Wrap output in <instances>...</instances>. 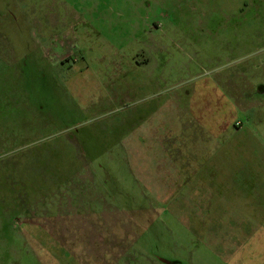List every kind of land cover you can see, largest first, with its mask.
I'll return each instance as SVG.
<instances>
[{
  "label": "rangeland",
  "instance_id": "1",
  "mask_svg": "<svg viewBox=\"0 0 264 264\" xmlns=\"http://www.w3.org/2000/svg\"><path fill=\"white\" fill-rule=\"evenodd\" d=\"M160 47L159 96L98 72ZM0 264H264V0H0Z\"/></svg>",
  "mask_w": 264,
  "mask_h": 264
},
{
  "label": "crops",
  "instance_id": "2",
  "mask_svg": "<svg viewBox=\"0 0 264 264\" xmlns=\"http://www.w3.org/2000/svg\"><path fill=\"white\" fill-rule=\"evenodd\" d=\"M98 14V13H96ZM139 15V13H138ZM106 21L108 23H96V47H100L102 44L105 45V48H111V42H113V44H118L119 42L123 41L124 39H128L126 40V42L123 45H132V41L131 38L135 40V42H137L138 44H141L144 48H146L144 46L145 41H148V34L147 32H144V27H140L138 24H136L135 26L130 24L128 26V28H121L120 24L117 23H113V21L111 19H106ZM111 30V31H110ZM143 31V32H142ZM108 35V36H107ZM162 41V40H161ZM163 43V42H162ZM159 47V45H157ZM147 50V48H146ZM163 50V47L158 48L155 52H152V56L151 57H147V58H143L142 60H136L134 58H132L131 56H117V55H105L107 56L108 60L106 58H102V60H104V62L109 63L110 65L108 66V68H104V69H100L98 70L99 73H103L104 71H107L106 74H110V73H119L121 74V72L123 69H127L125 70V72L129 73L131 72V79L133 80H139L140 75H143V72H138L139 69L141 67L143 68H148V70L145 71V78L141 79L140 82H136V83H131L128 84L126 83L127 81H125V83L123 82V87H125L127 90L126 93H136V91L133 90H146L147 93H150L151 96H159V94L164 90L165 91V87H166V82H165V76H164V72H160V70H158V63L160 62L159 57L161 56V51ZM148 51V50H147ZM70 59V58H69ZM99 62L101 60V58L97 59ZM117 63V65H116ZM119 63H121L122 65H124V67L120 66ZM115 66V67H113ZM116 69L117 71L113 70ZM125 73V76L126 74ZM98 79V76H97ZM204 90L195 92L196 88L194 89V92L201 96H204L203 98H199L198 96L195 99H192L191 102V109L194 111H198L201 112L203 114H207L208 110L207 108H209V106H211V102L207 103V93L211 96V89L210 92H207V88L206 86L201 85ZM200 104V107H194L193 105H197ZM164 105L162 104L161 106L157 103L154 106H148L144 109H141L142 111L145 112H149L150 115H154V116H158L159 113H162L161 111H163L164 109ZM166 106V105H165ZM174 106V105H173ZM172 106H169L168 110L171 108ZM166 110V109H164ZM151 119V118H149ZM124 124V122H123ZM148 127V126H147ZM149 128H153L154 129V134L156 137H161L163 135L166 134L165 132V126H164V122H159L158 117L156 118V124L150 125ZM149 132V130H148ZM204 136H201V138H203ZM189 141V140H188ZM191 141V139H190ZM153 144L157 143L155 141H152ZM187 143V142H186ZM192 142H188L186 145H189ZM195 142L193 141L192 144H194ZM184 144V143H183ZM163 152V151H161ZM190 155H189V159H204V164L203 165H207L206 160H207V153H198L197 151H189ZM177 154L180 155V152L177 151ZM211 157H212V153H211ZM204 174L206 175L207 173H211V169H207L204 168ZM208 176V175H207ZM207 179H201V181H198L197 178H193L191 180L192 185L187 186V187H182L180 188V191L185 190V191H191V196L190 199H192V195L194 198L197 199L196 201V205L195 207H203L206 206L207 203L209 202L212 204V201L215 200L212 194V183H207L206 182ZM181 187V186H180ZM195 191L193 194L192 192ZM211 207V205H210ZM196 217L197 218H202V215L196 213Z\"/></svg>",
  "mask_w": 264,
  "mask_h": 264
}]
</instances>
